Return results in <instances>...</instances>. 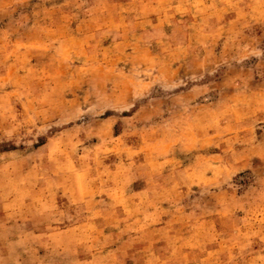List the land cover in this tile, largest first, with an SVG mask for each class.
I'll return each mask as SVG.
<instances>
[{
  "label": "rangeland",
  "instance_id": "rangeland-1",
  "mask_svg": "<svg viewBox=\"0 0 264 264\" xmlns=\"http://www.w3.org/2000/svg\"><path fill=\"white\" fill-rule=\"evenodd\" d=\"M0 264H264V0H0Z\"/></svg>",
  "mask_w": 264,
  "mask_h": 264
}]
</instances>
